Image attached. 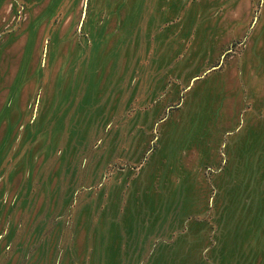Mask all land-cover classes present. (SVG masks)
Wrapping results in <instances>:
<instances>
[{"label":"rangeland","instance_id":"1","mask_svg":"<svg viewBox=\"0 0 264 264\" xmlns=\"http://www.w3.org/2000/svg\"><path fill=\"white\" fill-rule=\"evenodd\" d=\"M0 264H264V0H0Z\"/></svg>","mask_w":264,"mask_h":264}]
</instances>
